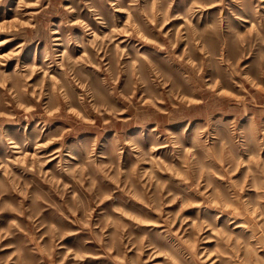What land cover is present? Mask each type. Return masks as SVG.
Returning <instances> with one entry per match:
<instances>
[{
  "label": "rangeland",
  "instance_id": "rangeland-1",
  "mask_svg": "<svg viewBox=\"0 0 264 264\" xmlns=\"http://www.w3.org/2000/svg\"><path fill=\"white\" fill-rule=\"evenodd\" d=\"M0 264H264V0H0Z\"/></svg>",
  "mask_w": 264,
  "mask_h": 264
}]
</instances>
